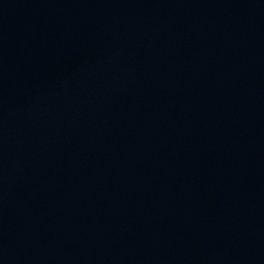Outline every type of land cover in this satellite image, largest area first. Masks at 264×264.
I'll return each mask as SVG.
<instances>
[{"label":"water","instance_id":"95a60500","mask_svg":"<svg viewBox=\"0 0 264 264\" xmlns=\"http://www.w3.org/2000/svg\"><path fill=\"white\" fill-rule=\"evenodd\" d=\"M0 264H264V0H0Z\"/></svg>","mask_w":264,"mask_h":264}]
</instances>
